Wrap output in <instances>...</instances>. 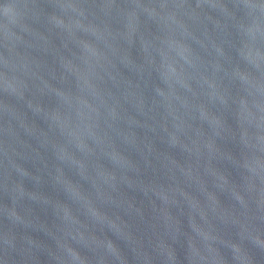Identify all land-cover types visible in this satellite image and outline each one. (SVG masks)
<instances>
[{"label":"water","instance_id":"1","mask_svg":"<svg viewBox=\"0 0 264 264\" xmlns=\"http://www.w3.org/2000/svg\"><path fill=\"white\" fill-rule=\"evenodd\" d=\"M0 264H264V0H0Z\"/></svg>","mask_w":264,"mask_h":264}]
</instances>
